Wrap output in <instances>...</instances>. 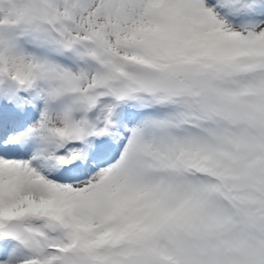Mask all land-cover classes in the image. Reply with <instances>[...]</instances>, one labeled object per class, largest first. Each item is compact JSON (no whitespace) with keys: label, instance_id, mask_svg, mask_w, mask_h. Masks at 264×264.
<instances>
[{"label":"snow or ice","instance_id":"6c2138e0","mask_svg":"<svg viewBox=\"0 0 264 264\" xmlns=\"http://www.w3.org/2000/svg\"><path fill=\"white\" fill-rule=\"evenodd\" d=\"M0 264H264V0H0Z\"/></svg>","mask_w":264,"mask_h":264}]
</instances>
